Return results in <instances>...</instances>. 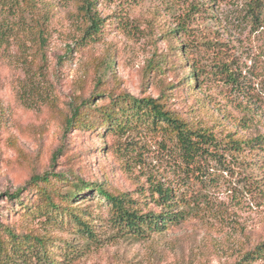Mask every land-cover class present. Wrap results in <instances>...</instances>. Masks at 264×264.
<instances>
[{"label":"rangeland","instance_id":"rangeland-1","mask_svg":"<svg viewBox=\"0 0 264 264\" xmlns=\"http://www.w3.org/2000/svg\"><path fill=\"white\" fill-rule=\"evenodd\" d=\"M253 1L0 0V264H237L264 243V149L188 163L166 132L114 135L100 115L126 93L164 99L221 144L263 136ZM95 184L171 222L127 233Z\"/></svg>","mask_w":264,"mask_h":264},{"label":"trees","instance_id":"trees-1","mask_svg":"<svg viewBox=\"0 0 264 264\" xmlns=\"http://www.w3.org/2000/svg\"><path fill=\"white\" fill-rule=\"evenodd\" d=\"M92 7L89 3L87 11ZM250 13L253 19L259 24L263 25L264 21V0H254L251 3ZM93 27H99L100 20H95L93 18ZM184 24V23H183ZM184 45L181 43L180 52H184ZM182 56H184L182 54ZM191 82L188 86L196 89V86L200 84V78L197 70L193 69L190 74ZM230 79L227 83H233L234 85H239L238 80H235L233 76H229ZM82 109H77L72 114V117L68 121L69 126L74 125L82 117ZM100 115L103 117L104 124L106 125L105 131L112 133L114 135H123L131 131L136 127L146 126L155 132H166L169 134L176 144L179 146L184 159L188 163L195 161L198 156L205 154L214 155L217 157L220 149H229L236 152H245L250 150L254 152L258 149H264V135H259L258 137L245 140V139H232L225 144H221L220 140L215 134L209 130L198 129L191 127L187 122H185L180 116L175 112H172L167 103L162 98L144 97L136 98L130 94H122L113 99L110 105L100 108ZM97 126L93 127L95 129ZM58 177V176H57ZM39 182H48L49 178L44 176L37 179ZM95 189L99 195L105 198L106 202L110 203L115 215V220L125 229L127 233H133L136 235H143L148 229L158 230L160 227H166L164 224H169V220L166 216H156L153 214L141 215L137 210L133 211L131 208L126 207L128 202L127 194L125 195H114L103 187H99L95 184L89 190ZM83 188H77L76 192L73 193L70 199L78 197V193H82ZM162 192V196L168 197V194H163V191L158 190V193ZM45 194V192H41ZM21 193L18 192L11 196L12 199H19ZM68 215H71L70 208H64ZM81 225L84 227L85 231H89V225L82 222L79 219ZM14 236V235H13ZM12 236V237H13ZM29 236H25L24 239H28ZM17 239V237L15 238ZM34 241L41 244L44 249V257H47L46 245L43 239L34 238ZM27 242V241H24ZM32 251V248L29 250ZM264 262V243L257 245L253 250L247 252L237 264H257Z\"/></svg>","mask_w":264,"mask_h":264}]
</instances>
